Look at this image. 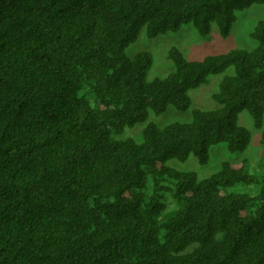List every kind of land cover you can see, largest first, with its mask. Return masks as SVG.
Returning a JSON list of instances; mask_svg holds the SVG:
<instances>
[{"label":"trees","instance_id":"16d2710c","mask_svg":"<svg viewBox=\"0 0 264 264\" xmlns=\"http://www.w3.org/2000/svg\"><path fill=\"white\" fill-rule=\"evenodd\" d=\"M253 4L264 0H0V264H264V19L251 50L189 60L172 46L164 77L147 79L150 52L126 54L143 30L226 38ZM221 73L217 107L148 121L187 111L189 90ZM242 112L260 130V173L246 158L202 179L166 164H206L218 143L245 151ZM145 122L141 141L119 137Z\"/></svg>","mask_w":264,"mask_h":264},{"label":"rangeland","instance_id":"374dc122","mask_svg":"<svg viewBox=\"0 0 264 264\" xmlns=\"http://www.w3.org/2000/svg\"><path fill=\"white\" fill-rule=\"evenodd\" d=\"M236 15L231 32L226 38L218 34L216 26H213L211 33L206 37L201 36L191 24L182 26L177 32H167L156 37L146 36L143 30L138 38L127 47L126 54L128 57H132L140 50H145L152 54L153 63L147 74V79L151 80L155 77H164L175 69L173 61L167 55L168 50L172 46L179 48L185 58L189 60L202 59L206 55L223 53L234 48L251 50L257 45V41L252 39L249 33L259 20L264 19V6L253 4L244 10L237 11ZM232 72V67L225 71V73ZM223 74L210 75L207 83L189 90L192 105L187 111H180L173 106H169L165 112L158 116L151 114L148 121H154L157 125L164 126L174 121L190 120L192 118L191 109L194 107L201 109L217 107V103L211 96L218 90V84ZM239 123L248 128L252 134L251 142L245 151L232 153L226 149L225 143H218L211 147V157L206 164L199 163L193 155L189 156L184 162L170 159L166 164L180 171L195 172L198 178L202 179L217 172L221 168V162L224 160L238 161L246 158L248 159L247 171L251 174L260 173L259 160L263 153L262 146L259 143L260 130L253 127L251 116L247 112L241 113ZM145 124L146 122L138 123L134 127H126L119 137L130 136L136 141H141V132ZM254 187V185H236L232 188V191L251 193L255 190Z\"/></svg>","mask_w":264,"mask_h":264}]
</instances>
